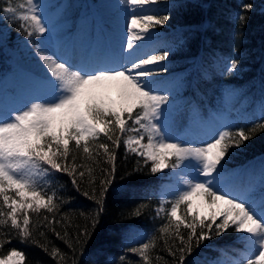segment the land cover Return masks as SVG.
<instances>
[{
	"label": "snow or ice",
	"instance_id": "obj_1",
	"mask_svg": "<svg viewBox=\"0 0 264 264\" xmlns=\"http://www.w3.org/2000/svg\"><path fill=\"white\" fill-rule=\"evenodd\" d=\"M125 2L133 11L126 21V42L121 50L131 53L142 43L151 42L153 31L164 26L170 17L136 11L143 10L146 5H156L159 0ZM251 8L249 3L242 4L236 19L246 23L245 13ZM38 9L39 5L34 0H25L16 7L8 0L7 6L0 9V18L10 14L11 18L19 19L22 22L20 26L31 38L48 30ZM36 51L46 68L51 97L36 98L19 109L0 111V198L3 201L0 205V227L10 221L21 242L31 240L33 226L30 213L38 214L42 209L51 213L58 207L55 191L50 194L46 191L50 184L46 178L53 173H66L73 177V185L78 184L76 157H72L73 163L67 162L71 142L91 157L90 144L101 134L111 141L114 148L121 143V135L117 132H132L135 135L123 139V144L129 151L144 157L145 164L150 161L153 174L168 168L181 169L187 163L195 162L193 167L200 178L185 177L182 187L170 193L171 199L161 200L156 209L157 216L163 213L167 218V222L158 229L161 238L174 232L180 241L175 252L168 248L174 259L179 253L178 264H187L194 247L199 248L213 235L221 236L231 230L246 234L244 238L247 249H250L242 253L240 259L232 260L231 264H245V261L246 264H264V183L257 199L252 195V187L241 191L221 186L223 178L220 176L229 149L240 147L256 131H264V120L247 132L243 128H237L235 132L222 130L210 138V142L192 146L168 135L162 118L170 105L172 92L169 87H162L150 79L166 71L162 62L170 55L169 51L151 48L130 62L115 66H108L114 63L108 59L73 64L48 56L39 48ZM238 67L239 60L233 58L227 63L226 70L234 72ZM129 120L133 125L131 128L128 127ZM145 137L147 143H143ZM98 147L108 154L114 172V150L107 142ZM78 174L84 176V172ZM111 182V179L101 181L103 188L100 199L96 200L98 205H102ZM10 193H15V196ZM84 195L89 194L85 192ZM167 204L170 208L165 207ZM144 207L138 206L133 215L139 216ZM99 211L102 208L93 217V226L98 222ZM181 225L188 230L186 237L181 235ZM56 235L60 236L59 233ZM83 235L87 238L90 233L85 230ZM156 239L152 236L130 251L137 253L144 264H150L148 253L155 247ZM64 242L73 247L67 239ZM3 243L0 241V246ZM76 243H80L78 238ZM40 247L52 258L64 259L58 248L52 247L49 252L45 245ZM0 264H25V253L12 248L6 257L0 258Z\"/></svg>",
	"mask_w": 264,
	"mask_h": 264
},
{
	"label": "trees",
	"instance_id": "obj_2",
	"mask_svg": "<svg viewBox=\"0 0 264 264\" xmlns=\"http://www.w3.org/2000/svg\"><path fill=\"white\" fill-rule=\"evenodd\" d=\"M7 3L8 0H0V9ZM244 3L251 4L252 8L245 13L246 23H241L236 15L241 12ZM159 4L166 8L160 15L167 14L170 19L154 31L163 34L158 49L167 50L170 55L162 62L166 71L153 76L155 80L170 81L178 86L177 95L181 100L195 103L202 113H206L209 106L220 103L228 112L237 109L240 119H245L264 103V10L258 7L260 3L249 0H159ZM11 25L12 38L20 28L16 24ZM196 54L208 60H211V56H223L229 60L235 58L239 60V67L234 72L223 73L211 67L210 78L200 76L193 80L191 66ZM13 69L8 58L0 56V77L5 71ZM227 88L234 90L235 94L227 95ZM256 124H235L229 131L243 128L247 132ZM117 134L121 135L119 147L113 148L111 141L101 134L90 144L91 157L71 142L67 162L73 163L72 157H76L78 184L73 185V177L66 173L51 174L46 191L49 194L55 191L58 207L51 213L43 209L38 214L30 213L33 226L31 240L21 242L10 221L8 225L0 227V241H4L0 246V256L7 255L15 248L25 253V264H144L137 253L130 251L136 245L125 240L130 227L135 226L151 231V237L157 238L155 247L148 253L150 264H178L179 253L174 259L168 248L175 252L180 245L179 239L174 232L161 238L158 231L167 222L163 213L159 216L156 214L160 206L158 191L167 172L153 174L151 162L145 164L144 157L126 149L124 135ZM105 142L115 152L114 172L108 154L98 147ZM256 158L264 168V131H256L240 147L230 148L223 166L226 169L244 168ZM79 172H84V176L80 177ZM108 179L112 182L103 196L102 205H98L96 200L100 199L103 188L101 181ZM85 192L89 195L85 196ZM140 205L146 207L141 209L139 216L133 215ZM100 208L102 211H99L98 222L93 226V217ZM85 230L90 233L87 238L83 235ZM187 231L181 225V235L186 237ZM238 237L239 233L234 230L221 236L213 235L199 248L194 247L187 264H209V259H216L224 252L237 253L242 248ZM77 238L79 244L76 243ZM65 239L73 245L72 248L64 242ZM40 245H45L49 252L52 247L58 248L64 254V259L52 258ZM122 256L123 260L120 259Z\"/></svg>",
	"mask_w": 264,
	"mask_h": 264
},
{
	"label": "rangeland",
	"instance_id": "obj_3",
	"mask_svg": "<svg viewBox=\"0 0 264 264\" xmlns=\"http://www.w3.org/2000/svg\"><path fill=\"white\" fill-rule=\"evenodd\" d=\"M260 3L259 8L264 10V0H249ZM25 0H11L12 6L16 7ZM39 5V12L46 24L48 30L43 35H33L28 38L23 28L20 26L19 19L11 18V15L0 18V54L9 56L14 66V71L6 73L0 80V111L9 109H19L32 102L36 98L47 99L51 97V87L46 77V68L41 63L37 55V48L48 56L68 60L73 64L87 63L96 59H108L115 64H124L133 60L136 56L148 52L151 42L142 43L131 53L122 52V47L126 42V21L132 14V9L126 4L125 0H34ZM75 6L80 13L77 17V29H71V19L68 18L66 8ZM88 5L90 12L85 11ZM154 5H146L143 10L137 9V12L143 11L145 14H153ZM20 11H23L21 9ZM2 15V13H0ZM11 24H16L19 31L17 35L11 38ZM155 31H153V34ZM230 60L214 59V65L218 68L226 69ZM95 66V65H93ZM201 76L208 77L209 71L206 63L200 69ZM162 87H169L172 92V99L162 118L168 135L174 139H179L183 143L192 146H200L205 142H210V138L218 135L222 130H228L232 120L227 119L226 115L220 109L209 113V116H198L193 106L186 113V124L182 125L178 119L180 109L178 99L173 97L175 87L166 83ZM115 97V93L112 94ZM127 119V118H126ZM258 120H264V108L259 110ZM128 127H133L131 120ZM124 139L135 135L132 132L123 134ZM143 143H147L145 137ZM195 162L187 163L181 169H164L169 171L166 176V182L161 186L159 198L161 200L171 199L170 193L178 187H182V180L199 179L193 165ZM227 172L220 170L221 186L236 190H246L249 187L254 189L252 195L259 198L260 190L256 188L255 183L259 182L257 175H246V173ZM49 180V176L46 178ZM47 190V189H46ZM15 196V193H10ZM166 206V205H165ZM170 208V206H169ZM206 211V209H204ZM245 235L239 233L242 237V248L237 255L223 254L215 262L217 264H231L232 260H238L242 253L247 249ZM149 238V233L144 232L139 227L132 226L128 230L126 242L135 244L145 242ZM0 256V258L6 257ZM212 261L210 264H213ZM246 264V261H245Z\"/></svg>",
	"mask_w": 264,
	"mask_h": 264
}]
</instances>
